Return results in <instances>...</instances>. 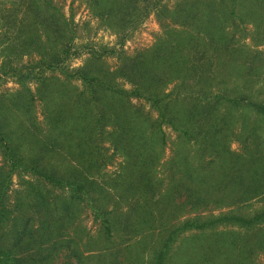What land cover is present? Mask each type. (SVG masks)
<instances>
[{
	"label": "rangeland",
	"instance_id": "rangeland-1",
	"mask_svg": "<svg viewBox=\"0 0 264 264\" xmlns=\"http://www.w3.org/2000/svg\"><path fill=\"white\" fill-rule=\"evenodd\" d=\"M63 49V68L39 67ZM205 79V98L179 87ZM224 86L264 98V0H0L7 138L26 164L95 182L75 198L0 144V264H156L167 241L164 264H264V219L186 227L264 211V115L215 103Z\"/></svg>",
	"mask_w": 264,
	"mask_h": 264
},
{
	"label": "trees",
	"instance_id": "trees-1",
	"mask_svg": "<svg viewBox=\"0 0 264 264\" xmlns=\"http://www.w3.org/2000/svg\"><path fill=\"white\" fill-rule=\"evenodd\" d=\"M232 12H234V9H232ZM66 49V48H65ZM63 49L60 52H57L53 55H50L48 59L45 58V60L41 61L39 64V67H46V68H63L61 65V61L64 58V55L66 53V50ZM64 73H67L66 70H64ZM74 75H78L79 79L84 82L86 87L88 89H93L95 87H103L105 89H112V86L107 84V82L99 77V76H93L88 73V71L85 68H81L75 71ZM45 81V80H44ZM216 82H212L209 79L203 80H197L192 84H186L185 82H182L179 84V87L186 86L187 91L189 92V95L192 96L195 91V86L200 85L199 89L197 90L198 93L201 94V98H205L204 96L207 93V88L206 86L208 85H214L215 86ZM218 86H220V83H217ZM229 91V88L223 87V91H217L214 94V99L215 103L218 102L219 100H225L230 107H239L241 105H247L251 107L255 112L258 114L264 115V98L263 100H256L254 99V96L252 95V91H249L248 93L246 92H240L235 95H228L226 92ZM121 94H130V93H135L139 95L141 98L144 96H141L139 94V90H134L132 92L128 90L121 89L120 90ZM147 99V98H146ZM155 105L159 109L160 117L162 118L163 122L169 123L172 125L174 128L177 129L178 125L176 120H179V118L171 116L168 117L167 109L166 107L161 105V99L155 98L154 100ZM214 105V104H213ZM204 110L206 113H210L212 111L211 109V104H205ZM164 138V134L162 136ZM0 144L5 147V150H3V155L5 156L8 164L10 163L12 168L15 169L17 167H24L27 170L32 171L34 174L38 175L39 177L43 178L45 181H48L54 185L58 186H65L69 188V190L72 192L73 197L75 198H80L83 193H87L89 191L87 187L90 184H94L95 182L90 181L86 177H64L62 175H59L57 173H54L52 170H48L47 167L43 168L39 164H36L35 162H32L31 164H26V159L24 156L20 154L19 144H14L13 141H10L9 138H7L4 129H3V122L1 119L0 115ZM9 173L10 172H1V177H0V223L5 221L8 217L9 210L6 205L5 201V192L7 189V184L9 180ZM258 192H250L248 194V197H254L256 196ZM264 219V211L261 213L255 215L251 219L243 218V217H238V216H231V217H222L221 219L217 221H212V222H204V223H196V222H191L187 221L186 227H196V228H205L208 227L209 225L215 224L220 221H236L241 224H253L256 223L260 220ZM105 230L108 234L111 233L110 226L108 224V221H105ZM168 243L167 241L162 250L158 253L156 257V264H164L165 260V253L168 248ZM4 256H7L8 254L4 253ZM8 259V258H6Z\"/></svg>",
	"mask_w": 264,
	"mask_h": 264
}]
</instances>
